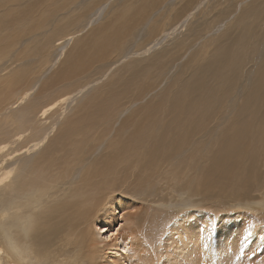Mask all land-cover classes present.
Listing matches in <instances>:
<instances>
[{"label": "bare ground", "instance_id": "1", "mask_svg": "<svg viewBox=\"0 0 264 264\" xmlns=\"http://www.w3.org/2000/svg\"><path fill=\"white\" fill-rule=\"evenodd\" d=\"M8 1L14 5L3 8L6 17L0 18V159L18 156V167L0 168V264H264V230L238 223V217L212 223L201 211L214 201L229 204L227 210L252 209L249 200L259 198L240 199L245 185L255 187L256 194L264 191L255 181L264 176L256 171L258 160L264 169V153L260 158L256 154L258 148L264 149V0L239 10L246 0H213L188 37L151 57L153 65L147 66L151 69L142 85L140 71L136 79L134 74L140 82L133 87L137 97H130L133 89L132 95L127 91L132 83L124 90L121 77L115 76L117 82L106 85V81L105 87L89 91L91 95L84 94L86 100L72 109L74 99L96 80L91 79L95 62L80 60L86 55L81 48L74 51L75 56L70 55L34 93L37 72L7 70L28 56L25 50L30 46L24 44L18 51L22 36H18V19L5 20L14 11L18 14V0ZM169 1L144 0L141 7L133 8L132 27L121 30L128 32L125 37L146 28L148 52L201 8L200 1L193 0L173 14L177 3ZM2 2L0 8L5 6ZM92 4L88 0L82 8L91 13ZM227 20L217 36L209 35ZM114 29L121 32L120 27ZM27 31L23 35H34ZM70 37L67 43L75 39ZM46 45L37 50L40 59L45 58ZM194 45L196 49L164 85L166 90L160 96L156 93L160 98L143 105L150 90L144 98L142 90L150 82L149 86L164 80L167 68ZM117 51L120 54V48ZM68 108L72 114L64 119ZM250 124L259 128L254 148L248 146L256 137ZM223 131L235 133L223 152L212 150L214 141L229 140ZM14 153L18 154L13 157ZM242 162L248 163L247 168L232 173ZM215 171L224 177L214 180ZM260 203L264 206V195L256 204ZM190 209L196 212L193 217ZM150 210L179 220L163 224L160 216L155 230L148 233L153 221L147 226L141 215ZM241 235L245 239L240 240Z\"/></svg>", "mask_w": 264, "mask_h": 264}, {"label": "rangeland", "instance_id": "2", "mask_svg": "<svg viewBox=\"0 0 264 264\" xmlns=\"http://www.w3.org/2000/svg\"><path fill=\"white\" fill-rule=\"evenodd\" d=\"M71 1H73V0H61V1L60 0H30V1L29 0H18L17 1L18 3H16V6L18 5V14H17V12L14 11L10 16H7L8 18L5 19V20L18 19V36L20 34L22 35V36L18 37V43H20V44H18V51L22 49L24 44L30 45L25 50V53L28 56L26 58H23L22 60H19V61H21L20 63L17 62L15 64H13L7 70H9L10 72H13V71L24 72L26 69L28 72H31L30 70H32V72H35V73L37 72V74L35 75V79L33 80V82H35V85H36V87L32 90L34 93H36L37 91H41L44 87L43 84L45 83V81L48 80L49 78H51L52 76H54V74L59 69H62L63 66L65 65V63L69 60V56L73 55V54L75 56L76 52L78 53L80 48L82 49V53L86 54V55H83L84 57L81 56L82 58L80 57V60L81 59L84 60L85 58H87V59H85L87 64H89L91 62H95L93 65V67L95 68L94 69L95 74L92 75L91 79L93 81H94V79H96V80L92 83L90 82V84L86 87L87 89L83 93H81L82 95L80 94V95H78L80 97H76L74 99L72 106H70L71 109L73 107L74 108L77 107L80 102H81L80 104H82L86 100V98L89 95H91L90 93L96 92V91H94V89L99 90V88H97V87H100V89H101L102 87H105L106 85H112L114 82H117V79L115 78V76L118 78H120V77L122 78V79L120 78L118 80V81H122V84H121V85H123L122 88L129 87L130 83H132L131 84L132 88L129 87L128 88L129 90L127 89L128 93L131 94V92H132L131 89H133L134 86H138L137 84L140 83L139 81L135 80L136 78H138L139 75H142L141 76L142 78L139 76L140 79H138V80H142L144 78L142 80L141 84H139V85H142L143 81H146V78L149 75L148 71L151 69L150 67H152V65H153V61L151 60V57L154 55H157L159 52H161L164 49H169L172 46V44H174L178 39L188 37V35H190V29L192 30L194 27H196V25L198 23H200L202 21V15L204 14V11H206V9L209 7V5L212 4V2H213V0H199L200 4H201L199 7H201V8H198V9L195 8L193 17L192 18L190 17L176 31H174V32L170 31L169 34L167 36H165L157 46L153 47L152 49H150L147 52L146 49H148L150 47V45L147 43L148 41L146 39L147 38L146 28L143 27V28L135 29L133 31V33L131 34L133 36V39H129V38H131V35L125 37L126 36L125 34L128 33L126 30H128V28L132 27V25H133V21H132V16H133L132 14L134 13L133 10L141 7L142 4H140V3H143L144 0H108V1L107 0H101V3L98 2L100 0H96L97 2L95 0H91V1H94V4H92L93 7L87 6V8H90V7L92 8V9H90V10H92L91 13H88V11L85 8H82V5L84 3H86L88 0H74L73 2H71ZM192 1L193 0H188V2H187V0H182V2L181 1L179 2V0H170L168 2V4L177 3L175 5V9L177 7L178 8L176 11H174L175 13H173V14H178L181 10L187 8L189 6V3ZM254 1H256V0H246L243 4H240L237 9L239 10L242 6H245L246 4H248L250 2H254ZM0 2L4 3V5H5L4 7L0 8V11H1L0 14L1 13L3 14V15L2 14L0 15V18H2V16L4 18V17H6L5 16L6 14H5V12H3V10L14 5V3L9 2L8 0H0ZM89 2H90V0H89ZM95 2H96V4H95ZM103 2H105V3H103ZM63 3H70V4H67L68 8L70 9L69 11H68V8L61 9L63 7ZM254 3L261 5V3L257 2V1ZM139 4H140V6H139ZM50 5H51V7H50ZM96 5H97V7H96ZM100 5H102V6L99 9V12H97L96 16L95 15L93 16L95 10ZM132 5H134V6L136 5V6L134 7ZM181 5H183V6H181ZM125 7H126V9H125ZM130 7H131V9H130ZM180 7H181V9H179ZM133 8H135V9H133ZM56 9L60 10V12H57ZM52 11L55 13L52 14ZM69 13H71V15ZM116 13L119 16H117ZM130 13H131V17H129ZM47 14H49V15H47ZM56 15H58L62 18V20L60 22H58V16H56ZM78 16H80V18ZM112 17H114L113 18L114 20L111 19ZM115 17L117 19H115ZM231 18H232V16L230 17V19ZM110 19H111V21H110ZM118 19H119V21H117ZM38 20L41 22H39ZM44 20L46 22H44ZM91 20L93 21V23ZM229 20L224 21L222 24H220L218 26V28L213 30L209 35L212 37L217 36V32L221 31L224 28V25L226 24V22H228ZM113 21H116V23L117 24L119 23V25L115 26L116 23ZM110 22H113V23H110ZM126 22L130 25H124V23L127 24ZM50 23H52V25H50ZM88 24H90V25H88ZM121 24L124 25L125 27H123ZM114 27H120V29H119L120 31L123 30L122 28H124V29H126L125 30L126 32L124 31V33H123L122 31L121 32H119L117 30L115 31ZM53 28H54V30H53ZM105 28L106 29L108 28V30L106 31ZM22 29H25V31H23ZM38 29L42 33H39ZM112 29H114V30L112 31ZM144 29H145V31H144ZM216 30H218V31H216ZM26 31L31 32L30 34H34V35L30 36V35H28L29 33H27V35H23L26 33ZM114 31H115V33H114ZM116 32L118 33L119 37L117 36ZM111 33L113 36L111 35ZM119 33L121 34V36H123L124 40H127V41H125V42H127L126 44H125V42L121 43V42H123V38L120 36ZM115 34H116V39L114 36ZM23 36H27V37L29 36V38H26V37L23 38ZM70 36H73V38L75 37V39L73 41H70L67 43V39L71 38ZM36 37H39L41 39L37 40ZM31 39H34L35 43L31 42V41H33ZM120 39H122V40H120ZM100 40H101V42H100ZM115 40H117V41H115ZM44 42H47V45L44 47L45 58L40 59L39 56H37V50L41 47V44ZM118 42L120 44H118ZM145 42H146V44H145ZM87 43H88V45H86ZM98 43L100 45H104V46H100V48H98L99 47ZM101 43H103V44H101ZM75 44L78 45L77 48H75ZM108 44H109V47H108ZM65 45H66V48H64V50H61V47L65 46ZM119 45H121L119 47L120 48V52H119L120 54H117L118 53L117 50H119V48H118ZM142 45H144V46L142 47ZM145 45H147V46H145ZM123 47H125V48H123ZM34 49H35V52H34ZM195 49H196V46L194 45V47H191L188 51H186L181 56V58L179 60H177L175 63H173L171 66H169L167 68L166 75L163 78L165 81L162 79H160L158 81H154V83L151 84V86L153 85V87L149 86L151 83L150 82L148 84V86L142 90V92H143L142 97L143 98L146 96V93L148 92V90L153 91V92L151 91V93H150V91L148 92L149 95H147L144 98V100H145V101L143 100L144 103L141 102L143 105L148 104L150 101L156 102L157 100H154V98H156V99L160 98V97L157 98V96H160V94L166 90L164 88H167L164 85H167L174 78L173 76L176 74L177 71L180 70L183 63L186 62L191 51L193 52ZM31 50L34 52V54ZM123 50H124V52H121ZM74 51H76V52H74ZM113 51H117V52H113ZM87 53H88V55H87ZM99 56H100V59H99ZM4 63H6V61ZM100 63L103 65H101ZM135 63L137 65L139 64V66L135 65ZM1 65H4V64H1ZM148 65L150 67H147ZM129 67L132 69V70L131 69L129 70L130 72H132V74L129 73L128 70H126V68H129ZM138 67H141V69ZM142 67H144V68L147 67V71H145V69ZM142 69H144V70L142 71ZM139 71H140V73H139ZM150 72L152 73V71H150ZM122 73L124 76H122ZM138 73H139V75H138ZM117 74H119L120 76ZM128 74L129 75L131 74V76L129 77ZM134 74H135V79H133ZM143 75H145V76L147 75V76L145 77ZM111 77H112V79H111ZM110 80H111V82H110ZM112 80H115V81H112ZM126 80H128V82L124 83V81H126ZM133 80H135L134 82H136L135 85L133 83ZM47 82H49V80ZM158 82H160V83H158ZM20 84L21 83L18 82L19 87H20ZM18 85H16V87H18ZM161 87H163V88H161ZM136 88H138V87H136ZM125 89L126 88H124V90ZM89 91H92V92H89ZM129 91H131V92H129ZM136 91H137V89H133V92H132L133 95L131 94L132 96H130V97H132V98L137 97ZM157 92H159V94ZM156 93H157V96H156ZM169 93L171 94V91ZM84 94L87 97H82V96H85ZM152 95H154V96L150 97ZM147 101H148V103H147ZM152 102L150 104H154V102L153 103ZM70 108H68V110H67L68 115L65 116L64 119L69 118L71 116L72 113L70 114V111H69ZM126 115L127 114L121 115L122 117H120L117 121L120 122L122 119H124L126 117ZM119 122H117V124L114 125V127L116 126L115 128L118 127ZM250 125L252 126V131H255L256 137L252 141V144L249 143L248 146L250 148L252 145V147L254 148V145H256V147L258 146L257 134H259L258 133L259 128L257 125H253V124H250ZM56 131H58V127H56ZM182 131H185V130H182ZM189 131H190V128H188V132ZM223 132L228 135L229 140L227 142L225 141V143L220 141V140L214 141V143H212V150H216L217 152H223L224 151L223 146L226 145V143H228L230 141V135H233L235 133V131H228L229 133H227L226 131H223ZM230 132H231V134H230ZM199 135L201 136L202 134H199ZM198 138H200V137L196 135V139H198ZM17 147H18V144L13 145V148H17ZM263 148H264V146H263ZM257 150L259 151V153L257 151L256 154H260V156H259V158H260L264 153V149L258 148ZM261 151H262V153H261ZM17 154L18 153H14L13 157ZM10 157L9 156H7V157L3 156L0 159V164H1L0 168L1 169H8L10 166L15 167V168L18 167V156L14 157L12 159ZM15 161H17V162H15ZM258 161H256V171H258V173L263 174L264 169L260 166V163ZM11 162H13V164H11ZM6 163H8V164H6ZM15 163L17 166H15ZM247 165H248V163L246 164L245 162L240 163V165H238L237 168H234L237 170L233 169L232 173L237 174L238 172L241 171L242 167H244V169H246ZM259 170L260 171L262 170V171L259 172ZM13 174L14 175L17 174V171H16V173H13ZM13 174L11 176L12 178L10 177V180H12L16 176V175L14 176ZM222 177H224V175H222L219 171H215L213 174L214 180H219ZM239 177L240 178L238 179V181L240 182L242 180H241V176H239ZM255 181H257L258 183L257 182L256 183L259 184L260 186H262V188H264V176L262 178L260 176H258V178ZM166 188H167V190H170V188H171L170 183H166ZM245 188H246V192L244 193V195L241 194L240 199H245L243 196H248V195H250L251 199H255V198H257V196L259 198L258 199L259 201L258 200H249V203L252 206V209H240V211H239V210L233 208V209L227 210L228 209L227 205H229V204H224L222 202H220V204H219L218 201H214V202L209 203L208 205H204L201 209V211L203 210V213L206 214L207 220L211 219L212 223H218L222 218L238 217L239 220H236L238 223L240 221V222H243V224H245V226L251 225V227L252 228L254 227V229L264 230V206L262 203L256 204L257 202H260L261 196L264 195L263 194L264 191L260 190V192L258 194L253 193L252 190L255 187H252L250 184H246ZM181 189L183 190V187ZM6 194H8L7 190H6ZM251 201H252V203H251ZM232 203H234V202H230V204H232ZM246 211H248V212H246ZM166 213H164V215H158V213L156 211L150 210V211H148L147 215H145L144 213L141 215L142 217L145 216L147 218V226L152 225L151 227H148L149 229L148 228L146 229L148 233H151V231L155 230V228H152V227H153V225L156 226L159 223V217L160 216H164V217H161V218H164V219H162L163 224L167 223L168 225H171L173 222L179 220L178 216H176L174 218L175 220L169 219L170 217H169L168 213L167 214ZM194 214H196V212H194L193 209H190L189 215H191L193 217ZM155 217H157V218H155ZM192 217L187 218V219H183L182 221H180V224L185 223L186 221H188ZM151 221H153V223ZM149 223L150 224L152 223V224L150 225ZM252 223H254V224H252ZM166 225H163L164 228L167 227ZM188 225H193V222H190ZM241 239H245V237L244 236L242 237V235H241L240 240ZM251 257L253 258V253H251Z\"/></svg>", "mask_w": 264, "mask_h": 264}]
</instances>
